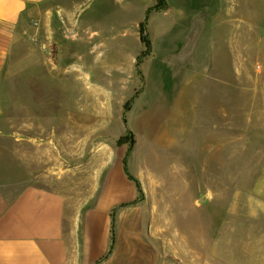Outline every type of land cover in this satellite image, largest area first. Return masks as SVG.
Wrapping results in <instances>:
<instances>
[{
    "label": "rangeland",
    "instance_id": "1",
    "mask_svg": "<svg viewBox=\"0 0 264 264\" xmlns=\"http://www.w3.org/2000/svg\"><path fill=\"white\" fill-rule=\"evenodd\" d=\"M231 2L241 0H180V5H167L161 12L150 11L146 21L150 47L145 42L146 50L138 59V76H145V82L136 95L132 91L136 102L90 105L84 138L67 136V119L77 114L76 106L18 104L25 96L22 85L33 81V67L60 61L55 45L50 44L48 57L40 50L35 54L31 44L8 40L7 32L0 29V180L29 178L12 136V132L24 133L18 124L24 127L35 118L55 115L59 165L69 169L64 172L66 179L76 182L75 190L83 199L91 203L102 199L120 174L135 191L123 186V197L129 200L113 211L118 216L136 211L137 231L146 243L161 248L166 242H179L185 246L186 264H256L264 243V204L253 193L264 166V153L258 152L264 145L263 124L254 112L248 122L239 116L234 137H220L216 152L205 137L214 121L208 116V99L202 105L194 101L193 106L188 99L197 91L202 99L208 98L211 84L224 88L241 83L248 73L250 80L264 78V19H256L249 41L238 42L246 18ZM143 60L145 75L140 69ZM20 66L25 67L22 73ZM257 85L260 82L251 87ZM260 93L261 89L243 98L261 99ZM106 94L116 97L114 90ZM28 96L32 97L29 91ZM54 96L67 98L64 91ZM234 97L242 98L237 93ZM254 108L261 112V106ZM127 172L140 181L142 192ZM126 221L121 225L129 226ZM178 226L185 232L178 234Z\"/></svg>",
    "mask_w": 264,
    "mask_h": 264
},
{
    "label": "crops",
    "instance_id": "2",
    "mask_svg": "<svg viewBox=\"0 0 264 264\" xmlns=\"http://www.w3.org/2000/svg\"><path fill=\"white\" fill-rule=\"evenodd\" d=\"M165 1L166 5H180V0ZM158 2L0 0V29L7 32L8 40L29 43L34 53L40 50L47 57L53 43L60 59L54 66L33 67V81L22 85L25 96L18 104L76 106L77 114L72 113L67 119V136L72 138L87 136L90 105L126 106L131 100L134 104L132 91L135 93L145 82V76H138V59L146 50V21L153 13L148 10ZM230 5H236V12L246 18L236 40L249 41L255 34L256 19H264V0H241ZM144 61L140 68L143 75ZM24 68L20 66L19 72ZM249 77L250 73L241 83L226 84L224 88L211 84L208 98L202 99L198 91L188 98L192 106L194 101L201 104L208 99V116L214 121L205 137L211 139L216 152L220 137H234V121L239 116L248 122L253 112L257 114L264 137V78L253 77L251 81ZM260 89L261 99L243 98L253 91L258 94ZM109 90H114V99L107 97ZM224 90L228 93L224 94ZM57 91H64L66 100L54 96ZM234 93L242 98L234 97ZM255 106H261V112L255 113ZM56 118H35L33 126L24 123L22 127L19 123L18 129L23 128L24 133L12 132L21 167L28 171L29 178L0 180V264H186L184 245L166 242L159 248L146 243L137 231L136 211H123L119 216L113 211L117 204L129 200L123 197V186L135 191L130 180L119 174L102 199L91 203L82 198L75 190L76 182L66 179L68 173L64 172L69 169L59 165ZM74 129L82 133H75L79 131ZM44 137L49 140H41ZM258 152L264 153V145ZM40 171L48 173L41 177ZM253 193L264 204V166ZM124 221L129 226H122ZM116 223L120 224L118 232ZM175 230L178 234L185 232L180 226ZM129 233L135 235L128 236ZM261 244L256 264H264L263 241Z\"/></svg>",
    "mask_w": 264,
    "mask_h": 264
},
{
    "label": "trees",
    "instance_id": "3",
    "mask_svg": "<svg viewBox=\"0 0 264 264\" xmlns=\"http://www.w3.org/2000/svg\"><path fill=\"white\" fill-rule=\"evenodd\" d=\"M167 7L166 5V1L165 0H159L158 4L155 5L154 7L152 8H149L148 10V13H150V11L152 10H157V11H160V10H164L165 8ZM143 27V30H144V25L142 26ZM144 41L147 43V45L150 47V41L148 39V37L145 35L144 36ZM143 56H146V55H143ZM128 176H129V179L133 180L136 184V187L137 189L142 192V188H141V183L139 180H137L136 178H134L132 175H130L128 172H127Z\"/></svg>",
    "mask_w": 264,
    "mask_h": 264
}]
</instances>
